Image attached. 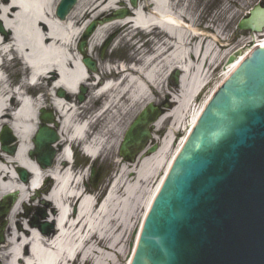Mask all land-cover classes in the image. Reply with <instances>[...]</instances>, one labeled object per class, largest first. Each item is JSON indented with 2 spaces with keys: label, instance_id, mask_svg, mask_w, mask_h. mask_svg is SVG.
<instances>
[{
  "label": "bare ground",
  "instance_id": "bare-ground-1",
  "mask_svg": "<svg viewBox=\"0 0 264 264\" xmlns=\"http://www.w3.org/2000/svg\"><path fill=\"white\" fill-rule=\"evenodd\" d=\"M59 1L0 0V23L4 29V33H0V63L5 62L7 55L17 53L31 66L32 80L36 76L46 75L41 78L45 83L44 98L56 112L61 135V150L55 166L47 171L42 170L29 153L33 148L32 140L39 125L40 111L46 108L45 99H30L27 88L26 91L22 88L23 92L15 90L8 81L5 69L0 67V128H10L17 139L15 155L0 150V197L12 193L20 195L18 203L9 214L10 235L4 246L6 251L0 252V262L4 264H68L81 256L90 263L110 264L112 260L107 255L118 253L122 243L117 234L133 228V219L137 218V212L146 197L148 199L145 207L147 211L150 209L168 170L184 145L187 136L182 139L169 160L172 140L178 130L185 126L187 128L190 118L187 132L192 131L205 108L204 106L195 110L190 115L196 96L211 79L210 72L206 71L208 61L215 65L230 54H220V49L215 45L218 42L216 36H213L206 47L203 45L205 33L186 23L182 19L183 15L176 13L174 5L177 0H146V3L141 4L136 1L137 4L131 7L135 15L130 11L129 16L121 18L122 20L116 18L100 25L89 40L86 55L94 59L98 44L101 45L107 34L112 32L117 35L123 32L132 35L134 30H160L166 39L157 43L151 56H143L142 60L137 61L140 63L139 67L136 65L128 68L123 65L122 72H119V78L122 79L115 86L110 87V82L103 81L93 85L96 82L95 76L103 75L108 68L104 67L101 71L99 63L100 72L94 75L88 73V80H84V55L78 52V44L82 41L81 37L87 27L99 16L116 9L118 0H79L65 21L56 15ZM196 38L200 40L194 53H189L187 58L184 53L178 59L173 58L179 43L183 48L187 46V42ZM253 38L256 39L257 46L264 47V32L255 34ZM244 59V56H239L234 63L227 64L224 70V76L227 75L225 79ZM7 65L11 66L9 63ZM165 69L169 73L179 70L182 76L178 84L179 90L173 94L175 107L155 124L154 129H162L167 119H171L172 123L166 134L159 139L160 145L156 152L144 153L134 162L125 159L117 161L118 194H115L116 191L112 192L103 205L96 207L94 200L83 193L84 174L77 175L70 170V148H73L79 138H88L86 127L79 125L80 111L100 104L102 98L97 99L95 93L101 88L110 87L104 94L108 101L101 111L102 117L107 116L104 119L105 131L96 141L97 147L94 149L97 151H87L95 157L109 148L112 150L120 144L116 134L127 122L126 119L137 110L142 111L145 104L154 102L152 94L147 90L150 91L152 86L164 85ZM17 71L22 77L30 73L28 68L22 67ZM49 71L52 72L51 75L48 74ZM83 85H90V97L81 104L74 100V96ZM61 91L65 92L62 96L59 94ZM166 98L169 95L166 94ZM157 135H154L156 139ZM101 147L103 148L98 153ZM15 168L31 173L30 182L24 183ZM161 172L164 174L154 189L152 185ZM48 176L56 179L55 187L45 199L52 205L48 222L54 223V231L57 233L51 238L42 235L33 223H27L25 227L17 224L21 220V208L31 195L29 192H36L42 180ZM101 249L105 251L104 256L100 254Z\"/></svg>",
  "mask_w": 264,
  "mask_h": 264
},
{
  "label": "water",
  "instance_id": "water-1",
  "mask_svg": "<svg viewBox=\"0 0 264 264\" xmlns=\"http://www.w3.org/2000/svg\"><path fill=\"white\" fill-rule=\"evenodd\" d=\"M77 1L62 0L58 17L65 20ZM127 13L118 11L112 19ZM240 27L262 32L264 9L255 8ZM96 28L94 23L87 30L80 45L83 54ZM84 64L97 70L88 57ZM161 115L153 105L143 111L123 141L124 156L133 159L146 149L152 138L149 127ZM42 121L31 155L47 168L59 137L47 125L51 116L44 115ZM8 135L3 143L14 140ZM4 149L15 152V147ZM20 175L27 181L25 170ZM132 264H264V47L256 49L208 103L154 202Z\"/></svg>",
  "mask_w": 264,
  "mask_h": 264
},
{
  "label": "rangeland",
  "instance_id": "rangeland-1",
  "mask_svg": "<svg viewBox=\"0 0 264 264\" xmlns=\"http://www.w3.org/2000/svg\"><path fill=\"white\" fill-rule=\"evenodd\" d=\"M145 1V0H144ZM262 2V0H177L175 2V11L179 16H182V19L185 20L186 23H189L193 25L196 29L200 31H204L209 36H218L219 38H223L225 47H220V54L225 55L226 52H229V56L231 54H235L238 51L247 52L251 49V41H252V34H250L247 31H241L239 30V22L247 17L253 7H255L258 3ZM124 5V4H122ZM109 33L107 34L104 42L102 45L98 44V48L95 52V60H97L98 63H101V71L104 67L107 68L110 64L117 65L118 62H123L127 66L130 64H137V66H140V63H137V61H140L143 59V56H151L153 51L157 48V43L162 42L166 39V37L163 35V33L159 30L155 31L152 35H146L145 33L139 32V35L135 36V33L132 35H129L127 32H123L120 35ZM185 35V33H183ZM200 40V39H199ZM198 39H195L194 41L187 42V46L182 47V44H178V51H176V54L173 55V58L178 59L180 58L181 54L184 53L185 58L188 57L189 53H194V50H196V46L199 43ZM209 40V39H208ZM208 40L204 44L206 47L208 45ZM226 59L217 62V64H221V67L213 73L211 67L215 66L213 65V62H209L207 66V70L210 68V82L208 87L204 90L203 94L200 96V98L197 100L196 105L194 104L191 110V114L195 110H200L203 108V106L209 101L213 93L221 86V84L224 82V79L227 77L224 76V70L227 66V60ZM184 57V56H183ZM111 66V65H110ZM15 69V67H14ZM175 72V71H174ZM174 72H170L169 70L165 69V83L162 86H156L154 89H151V92L153 93V100L156 103L162 104L166 101V94L169 95L170 107L167 109L166 112H169L170 109L174 108L175 104L173 103V94L178 90L176 87L173 86V82L171 81V76ZM105 73V72H104ZM150 92V93H151ZM75 100L78 101V96L75 97ZM173 104H172V103ZM149 104V103H148ZM148 104H145L143 108H145ZM50 105V104H49ZM49 109L50 106H48ZM85 107V106H83ZM94 107V108H93ZM93 109L99 108V104H94L92 107ZM92 109V110H93ZM53 110V109H52ZM91 110V111H92ZM54 111V110H53ZM141 111V110H140ZM139 110H137L135 113L136 115L130 116L127 120V122L122 125L121 128H119L120 132L116 134V138L119 141L118 147H114L112 150L110 148L105 151L99 159L94 163V170L95 174L94 177H92L90 181V191L92 188L96 191L97 194L102 193L107 190L109 182L115 178L118 168L116 167L117 161H121L122 157L120 154V147L121 143L123 141V138L125 136L126 131L130 127V125L133 123V121L138 117ZM138 113V114H137ZM189 115V116H190ZM188 116V115H187ZM170 123H172L171 119H167L164 122L163 128L156 131L155 134H158V140L159 138L163 137L166 134V131L168 130ZM104 124H106L104 122ZM188 125V123H187ZM188 128V127H187ZM186 126L179 131L177 136L176 144L173 146L170 154H169V160L173 156V153L177 150L179 147L182 139L186 136L187 133ZM3 128H0V133ZM116 140V141H117ZM160 142V141H159ZM160 145V143H159ZM1 149V145H0ZM148 153V152H146ZM76 162L77 165L83 163V164H89L87 160H83V158L80 156V154L76 155ZM93 172V171H92ZM163 172L160 173L159 177L156 179V181L153 183L152 188L154 189L158 186V183L161 180V177L163 176ZM148 197H146L144 204L139 208L137 212V218L133 219V228L128 229L124 233H118L117 238L121 239L122 243L119 246V252L118 253H111L107 255V257H110V264H128L129 259L133 253L134 246L136 244L137 239V233L140 229L142 218L146 212V201ZM29 203V202H28ZM27 203V204H28ZM30 208H35L37 210L32 211V213L27 217V214H24V209H22V215L21 220H18L17 224L24 227L26 223H29V221L34 222L36 217H39L40 220L43 219L41 215V209H45L47 214L51 213V209H48L45 206H42L40 202L36 201L35 204H29ZM43 221V220H42ZM46 222V220H45ZM7 236L10 235L8 233V228L6 230ZM102 234V233H100ZM103 234H110V233H103ZM112 244V241H111ZM1 251H6V249L2 248ZM0 251V252H1ZM105 251H102V255ZM104 256V255H103ZM99 262V261H97ZM91 264H95L94 262Z\"/></svg>",
  "mask_w": 264,
  "mask_h": 264
}]
</instances>
